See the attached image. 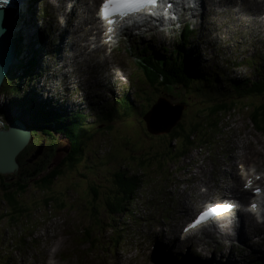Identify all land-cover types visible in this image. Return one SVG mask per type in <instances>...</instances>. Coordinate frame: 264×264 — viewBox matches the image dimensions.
Segmentation results:
<instances>
[{"label": "rangeland", "instance_id": "rangeland-1", "mask_svg": "<svg viewBox=\"0 0 264 264\" xmlns=\"http://www.w3.org/2000/svg\"><path fill=\"white\" fill-rule=\"evenodd\" d=\"M36 1L20 0V10L15 11V13L13 11V17L16 19V29L20 30L17 35L24 40V43L28 44V39L32 41L31 37L35 35L37 37L35 40L39 39L43 43L44 50H39L38 56L33 52L25 54L27 58H32L34 64L33 78L30 79V82L28 78L32 77V75H22L24 71L17 68L18 65L11 70L12 72L15 70L16 73L14 74L18 78L21 76L19 83L21 85L20 92L17 93V98L13 99L15 95H10L5 91L9 89L10 84L15 80L9 81L11 78L8 77L5 80L4 86L2 85L3 87L0 90V109L3 108L6 115L0 114V126L4 124L6 128L11 122L18 119L24 123L25 128L31 129L30 127H33L30 130L31 137L27 144L31 147L30 150L33 153L37 149V146L44 142L43 139L45 140L47 134L46 131L37 130L34 126H31L32 122L24 112L26 111V107H30V105L22 103V99L31 96L33 101L38 102L41 107H46V109L53 108L58 110L60 114L65 115L70 112L73 114L76 112L81 113L85 116L84 122L89 123L86 126L90 129L92 137L88 139L89 147H86L85 157L81 156L74 163L72 169L65 168L63 170L64 164H62L61 169L63 171L60 175L52 178V185L49 186L48 190L40 191L41 187L34 186V179L48 175L57 164L65 161L63 155L66 152L61 149L55 155L51 154L50 158L52 159L41 160L39 158L41 154H39L36 158L29 161L31 154L26 153V147H24L16 156L18 169L13 173H0L4 182L8 183L15 179L16 173L24 164H30L39 160L43 164L45 163L43 170L30 177L27 190L20 192L16 196V200L19 202L28 203L29 211L22 216V219L18 218L19 220L17 221H10L6 218V220L0 223V261L6 264H46V261L48 264L50 261L52 264H74V260L76 261L75 264H154L153 261H148V255L141 257L143 252L135 246L138 241L139 245L149 247L152 237L157 241L156 247L154 245L152 248L160 249L167 253L174 250L188 262L195 260V254L200 255L202 259H210L215 264V262H224L231 259L238 261V259L243 257L247 258L252 255L249 254L251 250L264 251V224L257 223V227H255L242 220L243 233L241 236H237V230L239 229L228 230L231 234L229 239H226L224 235H212L211 242L205 243L203 249H199L197 239L193 238L187 241V245L183 249L185 252L179 253L178 245L168 240L170 238V229L166 222L163 221L168 217L174 219V208L167 206L159 207L162 199L156 197V193L162 192L161 190L166 184L172 181H191V177L199 178L205 171L206 173L209 171L207 166L210 165H213L214 180L219 173L224 171V168H222L223 164L227 163L229 166H232L235 161H241L247 169L254 166L259 176L264 175V131H258L249 117L252 107L247 105L244 107L243 112L237 111L235 113V110H231V112L223 116L218 114V125L211 124L212 127L199 125L201 129L199 128V130L195 131L198 135L191 143L183 142L184 138L181 134L177 140L176 148L178 149L183 146L184 157L180 158L179 154L181 153L179 150L173 152V148L171 149L172 154H174L173 156H163L165 159L157 157L151 160L153 164L160 163L161 168L150 167V169L147 163L143 167L139 166L136 162H140L141 160L139 158L136 160L135 158L131 159L130 157H133V155L126 153L133 150L136 146L140 148L143 145V142H137V136L140 135L139 131L142 133V130L132 109L125 115L113 114L112 117L110 116L111 119H108L105 115L102 116L103 113L101 112L107 106H112H110V103H114L113 99L120 98L124 94L130 97L134 103V100L137 99L141 101L140 107L145 112L147 102L144 98L147 88L144 86H147V84L143 79V73L136 70L133 54L135 55V53L140 52L144 47L146 49L148 47L149 49L147 50L151 52L152 50L162 52L161 44L167 46L169 50L181 47L179 30L185 25L186 21L192 23L193 33L189 40L190 44L187 43L188 39H186L185 47L182 51L186 53L191 47L190 49L195 52L197 59H200L198 67L200 68V73H203L205 78L208 77L206 73H210L215 74L216 77L222 74V79L224 80L235 78L243 82L248 77H251L253 80L256 79L257 75L260 76L264 72V27L262 28L263 32H261L258 31L257 27L252 25L250 21L252 11L248 13L246 21L244 20V23L239 25V29H237V26L232 28L231 20L229 26H222L223 24L220 23V19H212L210 14L218 12V8L216 7L212 11L201 8L194 11L192 15L186 13L193 19L188 21L181 16L178 22L174 23L175 29L173 32L166 30L162 32L154 31L144 26L145 31L138 30L137 33L129 35L126 30V35L120 36L119 42L114 45V48L117 49L104 61L103 55L104 53L107 55L108 50L94 49L99 45V40L92 45L90 55H88L87 49H84L85 53L81 56H77L76 53V55H69L70 52H79V47L82 44L80 40L84 39V37H78L80 32L74 26V24L78 23V20L75 19V16H71L70 19V13L66 12L64 18L67 17L68 21L65 27L73 31V33L68 31V33L72 34L67 36L65 33L67 30L60 22L59 15L61 16V13L65 9L68 11L71 6L70 1L74 2L75 0H69L68 3V0H59L58 2H56L57 0ZM83 1V7L80 10L85 8L81 12H78L76 8V14H86L88 12L87 7L92 5L90 4L92 0ZM233 4L234 6L231 7ZM244 5L246 6V4ZM245 6H240L239 2L235 0L229 5V9L222 13L220 18L227 20L231 19L227 17H240L243 20V8ZM57 8L60 9L58 10ZM88 9L90 11L92 8L89 6ZM30 14L31 17L28 18ZM227 14L230 16H227ZM257 14L258 18L262 20L260 6ZM92 22L96 24L98 19H93ZM86 24L88 25L86 26ZM90 24L85 22L83 26L88 27ZM71 25L74 28L73 30ZM24 26L28 27L24 30ZM59 27H62L64 31L60 30ZM51 29L53 32L52 36L55 39H51V35L47 36L46 31H50ZM59 35L62 37L61 41L65 43L62 51H59L56 46L59 42L61 43ZM77 38H80V40ZM90 39L88 37V42ZM35 46L38 48V45ZM76 46L78 47V51L75 50ZM67 47H69V50ZM30 48L33 47H28L27 45L24 53L28 50L30 51ZM125 48H132V54L128 55ZM24 53H21L17 58L24 60ZM74 56H77L79 61L73 60L72 57L74 58ZM112 58L115 64L112 63ZM35 62L37 65H35ZM212 79L215 80V76ZM212 79L208 78V81L211 83ZM201 81L204 82V80ZM214 82L216 86L223 87V81L219 77ZM206 86L207 83L204 86H200L202 92L207 93L209 91L210 88ZM170 93L174 94V101L182 102L181 98H186V105L189 107L183 103L175 104L173 101L170 103L172 105L183 106V114L181 112L180 118L175 123L176 125L182 119L179 125L180 133L187 128L195 126L197 119L201 121L199 116L204 113L206 114L207 107L210 106V103L195 106L203 97L202 93H198L196 97L198 103H195V97L192 95H195L197 92L193 89H189L185 93L180 91ZM189 94L191 98H189ZM159 98L161 97L159 96ZM254 99L256 98H231L229 101L235 104H241L240 102L244 101L246 103H253V106L259 105L264 108V96L256 100ZM48 100L54 102L47 104ZM168 101L170 100L168 99ZM115 105L116 108L118 104ZM163 105L167 108L171 106L167 102ZM142 119H144V116ZM157 122L159 124L162 123L159 120ZM49 127H51V129H48L49 133L54 128L53 132H58L54 124ZM166 135L168 134H161V136ZM52 139V145H56L59 148L68 146L67 139L62 134L55 133ZM165 139L167 137H164ZM130 140L135 141L136 146ZM154 143L158 144V141H153L151 144ZM198 144H203L207 151L201 148L196 149L195 147ZM108 146H110V149L106 152ZM168 150L169 148L165 151ZM70 151H68V155ZM96 159H98L96 163L98 169L96 167L93 171V167L89 168L88 166L92 162H95ZM55 161L59 162L56 163ZM72 162L74 161L72 160ZM120 162L131 166L130 170L141 177L142 184L137 191L133 206L136 211L142 210V215L145 214L144 220L132 223L130 219L126 218L125 223H123L121 221L122 216L113 215L105 209L102 199L105 198L104 195L106 196L108 192L107 187L112 183V171ZM208 162L210 165H208ZM88 168L92 171H89ZM83 178H86V180ZM210 179L213 180L212 178ZM217 181L218 179L214 183ZM90 185H95L99 188L98 198H101L100 200L94 201L91 199V196L89 197L88 191ZM5 186L10 192L12 185L8 187L5 184ZM185 187L186 185L180 186L179 184L176 190H179V192L183 190L186 197L188 198L189 196L188 199L192 198L193 193H188L187 189H183ZM209 188L206 194L193 200L189 206L187 203L189 208L187 212L175 215L181 223L189 219L191 214L204 204L200 203L201 201H219L220 196L224 194L230 195L226 193H230L229 187H226V191L224 187L217 186L216 184ZM1 193L3 191L0 189V198H2ZM174 193L177 194L176 191ZM34 194L41 197L51 195L55 199L51 198L49 207L46 206L45 208L42 203L43 198L35 197L33 196ZM35 198H39L37 204L41 205L40 207L43 209L37 210L35 216H33L31 211L35 206L33 205ZM182 200H185V198L181 197L180 202H183ZM146 207L147 210L144 211L143 208ZM152 207L155 210L153 216L151 215ZM14 223L19 224L20 228L15 226L14 230H12L11 226ZM33 223L42 224V228L36 229L32 227ZM89 226L90 230L94 231L92 247H88L87 239L82 238V230L88 229ZM112 226L122 229L118 232H121V236L125 235L121 238L122 242L118 246L114 245L111 247L113 251L107 250L109 238L113 233L118 234L112 229ZM124 229H126L125 232ZM256 233L260 235L255 237ZM87 234L88 232L84 231V235ZM131 239L135 240L136 243L131 241ZM203 239L205 238L200 237L201 242H203ZM158 243L162 244L160 248H158L160 246ZM190 246L191 248H189ZM171 253L175 255L173 252ZM135 255L136 258H134ZM238 262L242 263L243 260Z\"/></svg>", "mask_w": 264, "mask_h": 264}, {"label": "trees", "instance_id": "trees-1", "mask_svg": "<svg viewBox=\"0 0 264 264\" xmlns=\"http://www.w3.org/2000/svg\"><path fill=\"white\" fill-rule=\"evenodd\" d=\"M32 1L35 2L36 0H32ZM192 33H193V29L191 25H186V27L179 35L180 36L179 40L180 43L182 44L181 47H177L175 49L169 50L167 46L161 44L162 52H158L155 50H152L151 52L147 50L149 49L147 47V49L145 48L143 52V54L145 55H143L141 51L135 53V55L133 54L135 57L136 70H139L143 73L144 76L143 79L146 81L147 84V86H144L147 88L145 90L146 96L144 98V100L147 102V109L145 110V112H143L142 107H140L141 101L137 99L134 100L135 101L134 103L132 99H130V97H128L126 94H124L120 98H115L113 100L114 103H110V106L112 105L111 107L108 106L107 108H104L103 111H101L103 113L102 116L105 115L108 117V119H111L113 114L125 115L130 109H132V111L135 113V116L137 117L142 130V133L139 131L140 135L137 136V142H143V145L139 148L136 146L135 141L130 140L135 143L136 147L133 148V150H130L131 152L130 151L129 152L125 151V152L133 155V157L132 156L130 157L131 159L135 158L136 160L137 158H139L141 161L136 162L137 164H139V166L141 165L143 167V165L147 163L149 169L150 167L161 168L160 163L153 164L151 160L162 156L165 157L173 156L174 154H172L171 152V149L173 148H174L173 152L175 150H179V152L181 153L179 154V156H183L184 155V152L182 150L183 146L178 149L176 148V145L178 143L177 140L181 134L183 135L184 138L183 142L190 143V140L197 134L195 131L199 130V128L201 129L199 125H204L208 127H212L211 124L218 125L219 123V121H217L218 114L223 116L231 112V110L232 111L235 110V113L237 111L243 112L244 107H246L247 105L252 107V110L249 113V117L253 122V124L255 125L256 129L258 131H264L263 107H260L259 105L253 106L252 105L253 103H246L244 101H241L240 102L241 104H235L234 102L229 101V99L231 98L248 99L254 97L258 99L264 96V76L257 75V78L254 80L251 79V77H248L243 82H240V80L235 78L224 80L222 79L223 75L219 74L218 77L221 79V81H223L222 83L223 87L216 86V83L214 81L218 79V77H216L215 74L213 75L210 73H206L208 77L205 78L203 73H200V68L198 67L200 59L199 60L197 59L195 52L190 49L191 47L187 50L188 53L187 52L184 53L182 51L184 50L186 39H188L187 43L190 44L189 40L190 37L192 36ZM19 38L20 37L18 35L16 39L19 40ZM30 52L31 50L30 51L28 50L26 53L28 54ZM30 59L31 57L27 58L26 62H28ZM231 63L234 64L233 62ZM9 73L11 74L8 75L5 78V80L14 74L12 71H10ZM22 75H26V76L32 75V77L28 78L29 82L30 79L33 78V73L30 72V69L28 68L26 69V72L22 73ZM213 76H215V80L212 79ZM203 77L204 79H202ZM208 78L212 79L211 83L208 81ZM200 80H204V82L203 81L200 82ZM4 83L2 84L3 86ZM13 83H11V86H9L8 90L7 89L5 90L10 95H12L11 93L14 92L18 93L20 91L21 85L17 83L16 84ZM206 83H207L206 87L210 88L207 93L202 92L200 88V86H204ZM189 89H193L195 92H197L195 95H192L193 97H195L194 99L195 103H198L196 101L197 100L196 97L198 93H202L203 99L195 106H201L202 104L210 103V106L207 107L206 114L204 113L201 116H199V119H201V121L197 119L195 126L185 129V131H183L182 133H180V127H179V125L182 122V119L169 132H165L168 134L166 136H161V134H165V133H160V134L151 133L147 129L146 123L144 119H142V117L151 110V107L157 101V96L163 95L166 96L169 100H171V98L174 97V94L170 92L180 91L182 93H185ZM151 97L154 98L151 99ZM189 98H191L190 94H189ZM181 99H182V103L187 104L186 98L182 97ZM53 102L54 101L48 100L47 104H51ZM22 103L26 105H30V107H26V111L24 112L31 120L32 122L31 126H34L37 130L46 131L47 137H45V143L47 144L52 143L53 139L50 138L48 135L52 134V136L54 137L55 133L62 134L67 139L68 147H70L71 150L69 155L68 152H66L64 156L65 161L62 162L61 164L60 163L57 164L54 167V169L51 171V173L39 179H34L35 180L34 186L41 187L40 191L48 190L49 186L52 185L51 182L52 178H54L56 175H60V173L65 168L72 169L74 163L78 161L81 158V156L83 158L85 157L86 147H89L88 139L92 137V133L90 132V129L86 126V124L89 123L84 122L85 116H83L81 113L76 112L75 114H73L72 112H70L65 115L60 114L58 110H55L53 108L46 109V107L45 108L41 107V105L38 102L33 101V98L31 96L27 98H23ZM115 103L118 104L116 108H115L116 106ZM103 104L107 106L105 103ZM0 114L6 115V112L3 110V108L0 109ZM102 116L100 115V117ZM47 124L49 126L54 124L57 127L58 132L57 131L53 132L55 129L54 128L52 129L51 133H49L48 129H51V127H49ZM86 127L88 128V130ZM30 128H31L30 130L33 129V127ZM122 136L125 137L124 135ZM164 137H167L168 140L167 139L164 140ZM153 141H158V144L155 143L151 144ZM146 145H148V147H146ZM199 147H201V144L199 145ZM168 148L170 151L169 150L165 151ZM109 149L110 146L107 147L106 152H108ZM163 152L165 153L163 154ZM72 160L74 162H72ZM97 161L98 159H96L95 162L89 164L88 167L90 168L92 166L94 171L95 168L97 167L96 166ZM123 163L124 162L118 163L115 169L112 171V177H113L112 183L107 187L108 192L106 196L104 195L105 198L102 199V201L105 204L104 205L105 209L108 210L111 214L113 215L117 214L119 216H122L121 221L123 223H125L126 218L130 219L132 223H134L139 221V216H137L138 215L137 212L131 210L130 205L136 199V192L141 186L142 180L139 175H137L135 172L130 170L131 166H127L125 163L124 164ZM62 164H64L63 170L61 169ZM44 165L45 163L43 164V162H41L40 160L37 162L36 161L32 162L30 164H24L22 168L21 167L19 168L18 172L16 173L15 179L13 181H9L8 183H5L4 179L0 175V189L1 191H3V193H1L2 198H0V223L6 220V218H8L10 221H17L19 219H22L23 218L22 216L29 211L28 203L19 202L18 200H16V196H18L20 192H25L27 190L26 188L28 185V181L30 180V177L36 175L39 171L43 170ZM27 175H31V176H27ZM83 179L86 180V178ZM5 184H7L8 187L12 185L10 192L7 190ZM88 194L89 197L91 196V199L94 201H98L101 199L98 198L99 188L95 185L89 186ZM33 196L43 198L42 203L45 208L46 206L49 207V204L51 203L52 200L51 198H54L51 195H46L41 197L34 194ZM39 198H35L33 204L35 206L31 211V214L33 216H35L37 210L40 211L41 209H43L40 207L41 205L37 204L39 202ZM15 226L20 228L19 224L14 223L11 226L12 230H14ZM31 226L35 227L36 229L42 228V224L40 223H33ZM112 229L115 230L118 234L116 235V233H113V235L109 238V244L107 250H111V251H113L111 247H113L114 245L118 246L122 242L121 238L125 236L124 234L121 236V232H118L119 230H122L119 227L112 226ZM84 231L88 232V234L84 235ZM125 231L126 229H124V232ZM82 232H83L82 238L87 239L86 242L88 243V247H92L93 246L92 237L94 231H91L89 226L88 229L86 230L83 229ZM131 241L136 243V241L133 239H131ZM151 242L157 243L154 237L151 238ZM135 246L138 248L140 247L138 241L137 244H135ZM249 254L252 255H250L247 258L243 257L241 259H238V261L243 260L242 263L235 261L234 259H231L224 262H216L215 264H264L263 250L261 251L251 250ZM157 256L159 257V264H213L211 263L210 260L202 259L199 258L198 256H196L195 260L192 262L185 261L183 258H179L177 256L174 257L175 259L172 257L169 258V256H167L161 250L157 251ZM0 264H6V263H2L0 261Z\"/></svg>", "mask_w": 264, "mask_h": 264}, {"label": "bare ground", "instance_id": "bare-ground-1", "mask_svg": "<svg viewBox=\"0 0 264 264\" xmlns=\"http://www.w3.org/2000/svg\"><path fill=\"white\" fill-rule=\"evenodd\" d=\"M58 1L59 0H57L56 2H58ZM82 1L83 0H77L73 4L70 2L71 6L68 9V11H66V9H65L64 12L61 13V16L59 15L60 22L63 24L64 28H66V30H67V32H65L67 36L72 34L73 31H70L69 28L65 27V25H64L68 21L66 16H65L66 18H64V15L66 14V12L70 13V15H69L70 19H71V16H75V19L78 20V23L74 24V26L77 27L76 28L77 31L80 32V34H78V37H80V38L84 37V39H82V40H80V38H77V39H79L82 42L81 46L79 47L80 50H79V52H72V53L70 52L69 53L70 56L71 55H76V54H77V56H81L82 54L85 53L84 49H87L88 50L87 52L89 53L88 55H90V49H92V45H94V43L97 42V40H99V45H97L94 49L95 50H98V49L108 50V54L106 55L104 53V55H103L104 56V61H105V60H107V57L110 56V54L117 49V48H114V45H116L119 42L120 38L123 35H126L127 32L129 33V35H132V34L137 33L138 30H143V24H141V23L135 24V23H133V21L129 22L127 17H125L123 19H121L119 17H116L115 18L116 19V23L114 25H112L113 32L112 33H107L108 25L98 15L100 9H96L95 12H92V9L90 11L88 9L89 6L92 8L93 5H96V2H95L96 0H92V3H90L92 5H89L87 7L88 12L86 14L85 13L84 14L83 13H80V14H76L75 13L76 8H77L78 12H81L85 8L84 7V8H82V10H80V8L83 7L82 4L84 3V1L83 2ZM101 1H103V0H101ZM191 1H192V5L190 6L188 0H183L185 5L189 9H192V10H199V9L202 8L203 10H207V11L211 10L212 11V9L217 7L218 8V12H215L212 15L210 14L211 18L212 19H220V23L223 24L222 26H224V25L229 26L230 25V20H231L232 21V28H235L237 26V29H239V25L241 23L242 24L244 23V20L246 21V18L248 17V13H250V11H252L251 14H250L252 16L251 19H250L252 25L257 27L258 31L263 32L262 28L264 27L263 26L264 17L262 16V20L259 19L257 13L259 12V6H260L261 12H262V14H264V7H262L261 4L259 2H257L256 0H236V1L239 2L240 6H245L244 4H246V6L243 8V17H242L243 20L240 17H237V18L227 17V18H231V19H227V20H224V19L220 18L222 13L227 11L229 9V5H231L235 0H191ZM261 1L264 2V0H261ZM68 2H69V0L67 1V3ZM19 3H20V0H15V2H14V5L16 4L17 8H18V9L16 8V11L20 10ZM76 4H78V5H76ZM38 5H39V3H38ZM178 6H179L178 3H176V7H178ZM233 6H234V4L231 7H233ZM1 9H2V11H1L0 19H5L7 17H12L11 13L9 12V9L4 8V7L1 8ZM38 9H39V6H38ZM51 9H52V5H51ZM57 9L59 10L60 8H57ZM42 14H43V11H42ZM180 14H181V16L183 18H185L188 21L193 19L191 16L187 15L185 13V11H183V10L181 11ZM227 16H230V15L227 14ZM26 17H28V16H26ZM30 17H31V14H30V16L28 18H30ZM93 19H98V22H96L97 25L92 22ZM232 19H235V20H232ZM172 20H173V25H174V18L173 17H172ZM85 22H88L89 24L90 23L94 24V26L90 25L88 27H84L83 24ZM218 22H219V20L216 23L218 24ZM87 25L88 24H86V26ZM9 27L11 29L12 28V24ZM26 27H28V26H24V30L26 29ZM71 28H72V25H71ZM59 29L64 31L62 29V27H59ZM73 29L74 28H72V30ZM126 30H127V32H125ZM18 31H20V30L16 29L15 23H14V27H13V30L11 31V36H10V40H9L10 47H9L8 51H9V55H10V58H9L10 63L7 66V70H6L4 76H3L2 80H1L0 88L2 87V84L5 82V78L8 75L11 74L9 72L11 70H13V68H15V66H17V65H18L17 68L22 69L24 72H26V69L28 68V69H30V72L33 73L34 64H33L32 58L28 62H26L27 57H26L25 54H27V53H24L27 45H28V47L32 46L35 49V52H34V49L30 48L31 52L35 53L37 56H38L39 50H41V51L44 50L43 49V43L39 39L35 40V38H37L35 35H33V37H31L32 41L30 39H28V44L24 43V40H22L21 38H19V40H17L16 37L18 36L17 35ZM68 31L72 32V33H68ZM46 33H47L48 37L51 35L50 38L51 39H55V37L52 36V34H53L52 29L50 31L49 30L46 31ZM59 36H60V41H61L62 37H61V35H59ZM99 36H100V39H99ZM109 36L111 37V39H109ZM88 37L91 38L89 42H88ZM38 38H40V37H38ZM59 43L56 46H57L59 51H62V48H63V46H65V43L61 41L60 46H59ZM35 45H38V48ZM72 45H73V43H72ZM77 45H78V43H77ZM145 48L146 47L141 49V51L144 52ZM67 49L69 50V47H67ZM131 49L132 48H125V50L128 53V55L132 54ZM75 50L78 51V47L77 46L75 47ZM19 51H20V53H19ZM4 53H5V51H4V47H3V42L1 41L0 42V58H2L4 56ZM21 53H24V55H25L24 60H22L21 58H20L21 60L17 58V56H19ZM88 55H87V57H88ZM77 56H74V58L72 57V59L75 60V61H79V59H77ZM134 61H135V57H134ZM112 63L115 64L113 58H112ZM35 65H37L36 62H35ZM63 66H61V67L63 68ZM13 73H16L15 70L13 71ZM261 75L264 76V73L262 72ZM13 76L15 77V79H14ZM10 78L11 79L9 81L15 80L14 82H16L17 84L20 83L19 79L21 78V76H20V78H18L15 74H13ZM11 94L13 96L15 95L13 97V99L17 98V92H14V93H11ZM160 97L161 98H159V96H158L157 100L160 99V101H162V102H160L161 104L159 103L154 108L153 111H155V112L153 113V115L155 116L156 120H159V121L162 122L164 120L169 119L172 116L173 111H171L172 110L171 108H167V107H165V105H163L164 103H166L168 98L163 96V95H160ZM173 98L174 97L171 98L170 103H171V101H173L175 104L182 103V102L174 101ZM156 102L154 103V105L156 104ZM185 106H186V104H185ZM158 109H159V113L156 112V110H158ZM101 111H103V110H101ZM180 112H183L182 109H180ZM100 115L101 114H99V116ZM3 128H5L4 124H2V126H0V130L3 129ZM60 149L65 151V152L70 151V147H68V146L61 147ZM162 159H165V158L162 156ZM252 170H255L253 166L249 167V169L247 171L250 174V171H252ZM257 174H258V172H257ZM112 179H113V177H112ZM225 190H226V188H225ZM228 190H229L230 194H233V195L237 196L238 198H243L245 193H248L250 195V198H251V193H249L247 191H243L242 189H233V188L229 187ZM206 203H213V202H206ZM258 207L262 208V207H264V205L258 204ZM244 219L250 221V223L253 225V223H252V221H251V219H250L248 214L244 215ZM218 223H222V224H218ZM231 226H232L231 222H229L226 218H221L218 221H216V223H212L211 226H209L208 229L200 230L198 227H196L195 229L191 230L190 232L193 233V232L197 231V235H195L193 237H198V238L200 237V235H203L204 237H212L211 236L212 234L215 235L217 233L218 236H223L224 235L226 239H229L231 234L228 232V229ZM235 226H236V223H235ZM242 233H243V231L240 229V231L238 233V236H241ZM263 239H264V236H263Z\"/></svg>", "mask_w": 264, "mask_h": 264}, {"label": "water", "instance_id": "water-1", "mask_svg": "<svg viewBox=\"0 0 264 264\" xmlns=\"http://www.w3.org/2000/svg\"><path fill=\"white\" fill-rule=\"evenodd\" d=\"M15 0H8V3H3V0H0V15L1 8L9 9L12 17H7L5 19H0V42H3L4 47V56L0 58V83L1 80L7 70V66L9 65L10 55H9V47H10V36L11 31L13 30L14 23L16 21L15 17H13V11L15 13L17 5H14ZM12 24V28L10 29V25ZM160 99L157 100L156 104L151 108V110L144 115V121L146 123L147 129L154 134H160L169 132L171 128L175 125L177 120L181 116L180 109H183V106L180 105H172L167 100L166 102L171 105L168 108H171V111H175L172 116L166 121L159 124L157 122L153 113L155 111L154 108L160 103ZM161 104V103H160ZM159 111L156 110V112ZM176 117V118H175ZM155 123V124H154ZM30 129L25 128L24 123L20 120L16 119L11 122L6 128L0 130V173H13L18 169V163L16 161V156L19 151L26 147L30 140ZM44 148V142L37 146V149L31 153L32 159L36 158L39 154L42 153Z\"/></svg>", "mask_w": 264, "mask_h": 264}, {"label": "clouds", "instance_id": "clouds-1", "mask_svg": "<svg viewBox=\"0 0 264 264\" xmlns=\"http://www.w3.org/2000/svg\"><path fill=\"white\" fill-rule=\"evenodd\" d=\"M170 102V101H169ZM232 115V114H231ZM219 124V123H218ZM198 134H196L191 140H190V143L196 138V136H197ZM199 145L200 144H198L195 148L196 149H199V148H201L202 150L203 149H205L206 151H207V149L204 147V145L203 144H201V147H199ZM180 158H183L184 157V155L183 156H179ZM210 162V161H209ZM209 162H208V165H210L209 164ZM239 161H235L234 162V164L232 165V166H229L227 163H225V164H223L222 165V168H224V171L223 172H221V173H219L218 175H217V177L215 178V180H214V176H213V165H210V166H207V168H208V172L206 173V171H205V173L204 174H201L200 176H199V178H197V177H191V181H180V182H174V181H172V182H170V183H168V184H166L163 188H162V192H158V193H156V197L157 198H159V199H162L161 200V203H160V205H159V207H171V208H173V207H175L176 205H178L179 204V209H185L186 211H188V206L192 203V201L193 200H195L196 198H198V197H200L201 195H204V194H206L208 191H209V187L210 186H212V185H214V184H216L217 186H218V184H217V182L216 183H214L217 179H222L223 177H224V180H223V182H225V179H227V177H228V175H230V174H232V168L238 163ZM215 166H217V165H215ZM254 167V166H253ZM218 168H221V167H218ZM221 168V169H222ZM249 169V168H248ZM247 168H246V170H248ZM254 169L255 170H257L255 167H254ZM262 177H264V175H261ZM210 178H212L213 180H211ZM190 182V184H188ZM179 184H180V186H184V185H186V187L185 188H183V189H187L188 190V193L190 192V194L191 193H193V196H192V198H190V199H188L189 198V196H188V198L186 197V194H185V192L183 191V190H181L180 192H179V190H176V187L178 186L179 187ZM202 190V191H201ZM174 191H176L177 192V194H175L174 193ZM187 193V194H188ZM162 195V196H161ZM181 197L183 198H185V200H182L183 202H180L181 201ZM187 203H188V206H187ZM262 209H263V207H262ZM142 210H135V212H141ZM137 213V214H138ZM241 214H244V213H242V212H238L237 213V215L239 216V219H238V229L239 230H237V236H238V233H239V231H240V229L241 230H243L242 229V220L243 221H245V222H248V224L249 225H251V226H255V227H257V223H253V225L250 223V221H248V220H245L244 219V216H242L241 217ZM137 216H139V215H137ZM213 223V222H212ZM237 224V223H236ZM237 226V225H236ZM231 229V227L228 229V230H230ZM258 234L256 233L255 234V237L257 236ZM203 242L204 243H208L209 242V238L207 237V238H205L204 240H203ZM203 242H198L199 243V245H201V244H204ZM176 244H177V242H175ZM143 245H140V247H139V250L140 251H142L143 252V247H142ZM137 249H138V247H137ZM171 252H173L174 254L176 253V251H174V250H171ZM170 251L167 253V252H165V251H163V253H165L167 256H169V257H171V256H174V257H179V258H183V257H181L180 255H173L172 253H171ZM141 256H144V252H143V254L141 255ZM196 256H198L199 258H201L200 257V255H196L195 254V257ZM174 257H172V258H174ZM175 259V258H174ZM184 260H185V258H183ZM208 260H210V259H208ZM187 261V260H186ZM211 261V260H210ZM212 263V262H211ZM216 263V262H215ZM49 264H52V262L50 261L49 262ZM156 264H159V262H157Z\"/></svg>", "mask_w": 264, "mask_h": 264}, {"label": "snow or ice", "instance_id": "snow-or-ice-1", "mask_svg": "<svg viewBox=\"0 0 264 264\" xmlns=\"http://www.w3.org/2000/svg\"><path fill=\"white\" fill-rule=\"evenodd\" d=\"M3 3H8V0H3ZM157 3L158 0H103L98 15L108 25L107 33H112V25L116 23V17L123 19L139 13L145 8L154 9L157 7ZM109 39H111L110 36ZM250 185L251 181H248L245 187H250ZM257 192H259V189H257ZM234 207L235 205L230 203L210 205L200 214L195 224L229 213ZM252 210H256L255 204L252 205ZM195 224L190 227H194Z\"/></svg>", "mask_w": 264, "mask_h": 264}, {"label": "flooded vegetation", "instance_id": "flooded-vegetation-1", "mask_svg": "<svg viewBox=\"0 0 264 264\" xmlns=\"http://www.w3.org/2000/svg\"><path fill=\"white\" fill-rule=\"evenodd\" d=\"M50 138H52L53 136H52V134H50V135H48ZM43 141L45 142V140L43 139ZM56 145H52L51 143H49V144H47V143H44V148H43V151H42V153H41V155L39 156V158L41 159V160H45V159H52V158H50V156H51V154H53V155H55L59 150H60V148L59 147H57V149H56ZM30 146L29 145H27L26 146V153H29V154H31L32 153V151L30 150ZM30 150V151H29ZM34 150V149H33ZM29 151V152H28ZM66 154V153H65ZM65 154L63 155V157L65 156ZM60 160V159H59ZM56 163H58L59 161H55Z\"/></svg>", "mask_w": 264, "mask_h": 264}]
</instances>
